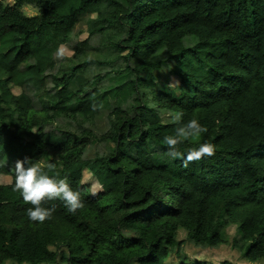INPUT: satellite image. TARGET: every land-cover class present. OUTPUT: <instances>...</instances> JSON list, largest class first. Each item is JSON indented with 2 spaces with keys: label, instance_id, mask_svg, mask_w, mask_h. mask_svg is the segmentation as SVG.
Returning <instances> with one entry per match:
<instances>
[{
  "label": "trees",
  "instance_id": "1",
  "mask_svg": "<svg viewBox=\"0 0 264 264\" xmlns=\"http://www.w3.org/2000/svg\"><path fill=\"white\" fill-rule=\"evenodd\" d=\"M176 115L208 129L178 150L215 156L166 155ZM26 157L84 207L30 221L13 190ZM0 176V264H202L185 243L264 260V0L0 1Z\"/></svg>",
  "mask_w": 264,
  "mask_h": 264
},
{
  "label": "clouds",
  "instance_id": "2",
  "mask_svg": "<svg viewBox=\"0 0 264 264\" xmlns=\"http://www.w3.org/2000/svg\"><path fill=\"white\" fill-rule=\"evenodd\" d=\"M62 56L57 55V59ZM177 85L179 81L175 82ZM169 86H172L171 84ZM97 106L92 105L93 111ZM174 122L177 124L175 134L164 137V143L167 145V156L173 160L181 159L183 167L187 168L190 163L200 161L205 157H213L216 154L215 145L211 143L201 144L198 148L188 151L185 156L178 150V145L190 138L198 137L206 133L208 129L203 127L196 119L188 121L186 124L181 123V115H176ZM53 165L49 164L51 169ZM15 185L14 191L21 194L25 204L31 205L26 211L27 217L32 222L44 223L53 217L56 212V205L53 203L49 207L45 204L59 200L63 202L67 211L75 214L79 209L84 207L81 200L80 192L74 191L68 182L67 177L54 179L49 177L42 168L31 163V159L24 158L17 160L14 165ZM98 184L92 185V188H101ZM93 194H96L93 192Z\"/></svg>",
  "mask_w": 264,
  "mask_h": 264
},
{
  "label": "rangeland",
  "instance_id": "3",
  "mask_svg": "<svg viewBox=\"0 0 264 264\" xmlns=\"http://www.w3.org/2000/svg\"><path fill=\"white\" fill-rule=\"evenodd\" d=\"M8 5H12L13 0H0ZM24 13L27 16H33L35 15V11L32 8H24L23 9ZM88 17L87 16H80L77 20V23L74 25L73 27V31L74 33H78L79 31H81L84 28L85 25V21ZM85 35H82L81 37H84ZM60 53L66 55V56H70L71 52L65 48V47H60L59 49ZM177 79L172 77L171 78V85H176ZM12 92L14 94H19L20 93V89L18 87L12 88ZM36 104V103H35ZM105 113L102 112L101 114H99L98 118H97V125L100 129H103V127H105ZM92 156V152L90 154H88L87 157H91ZM10 183V179L9 177L6 176H0V185H8ZM82 185L87 186L88 189L90 190V192L93 194V192H95L96 194L99 193L101 190L100 188H92V185L94 184H98L94 178L88 173V172H83V177H82V181H81ZM95 195V194H94ZM226 233L228 235V237L230 238V240L233 237H237L236 235V227L235 226H230L229 228H227ZM184 232L180 231L179 232V236L178 239L183 240L184 237ZM231 244H224L221 245L220 247L214 249V250H197L196 247H194L193 245H191V243H185L183 245V252L185 254V256L187 257V259L189 261H202V264H219L222 263L224 261L229 262L230 264H249L246 263L240 256L239 253L234 250L233 248H231L230 246ZM167 264H180L179 259L177 258V256H170ZM256 264H264V260L257 262Z\"/></svg>",
  "mask_w": 264,
  "mask_h": 264
}]
</instances>
